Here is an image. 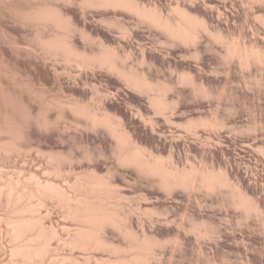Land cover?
I'll list each match as a JSON object with an SVG mask.
<instances>
[{"label": "rangeland", "instance_id": "374dc122", "mask_svg": "<svg viewBox=\"0 0 264 264\" xmlns=\"http://www.w3.org/2000/svg\"><path fill=\"white\" fill-rule=\"evenodd\" d=\"M138 3L157 8L159 13L170 17H175L174 7L182 6L194 16L205 19L211 32L223 33L226 39H238V43L240 40L241 44L247 43L264 52V24L259 19L264 16V0H138ZM83 5L81 0H0V126L6 128V132H0V142L17 137L21 141L14 139V143L27 149L21 157L15 155L7 159L0 155V165L10 170L21 164L46 169L55 165H50L46 159L53 154L74 159L71 164L77 167H72L67 160L69 164L64 162L61 166L68 168H63L66 172L72 167L79 173L83 168V171H94L98 176L102 174L112 179L119 193L132 202L130 206L124 202L126 197H122L125 213L130 215V224L140 233L139 237L146 233L167 243L158 249L161 260L152 264H264V213L263 218L247 215L225 192H192L182 188L167 191L160 188L154 178L140 174L135 168L124 165L122 168L114 155L116 143L109 132L102 126L94 130L64 104L89 105L102 113L109 112L111 117L122 120L139 145L156 156L174 157L180 169H188L192 163L201 170L226 169L234 183L264 212V156L258 151L264 147V70L255 65L243 69L236 59L226 61L223 45L206 34L201 35L196 46L184 45L169 40L164 32L125 10ZM49 7L75 25L70 40L73 37L74 47L78 46L79 51L94 55L100 51L101 42L112 45L125 58L124 65L128 69L141 70L139 72L147 73L154 83L171 86L166 95L171 109L166 114L159 113L148 99L150 94L135 90L104 66L92 64L84 68L75 61L68 63L60 54L48 52L42 43L62 31L52 24H38L34 18ZM184 72L205 87L207 96L182 82ZM58 101L67 107L65 111ZM59 112L66 114L62 113L63 118H60ZM46 114L50 124L43 127L39 119H47ZM212 117L223 123L224 128L195 127L196 130H191L193 133L188 129L192 120ZM10 129L18 130L16 136ZM138 204L141 211L135 210ZM0 207L2 214L4 206ZM50 207L51 221L59 223L63 219L62 209L56 203H50ZM176 220L185 229L175 226ZM195 224L213 233L207 239L198 237L190 229ZM0 225V249L5 248L0 252V264H19L6 251L8 237L4 234V224L0 222ZM106 234L116 245L126 247V240L117 231L108 228ZM177 237L178 245L169 243ZM106 255L109 256L107 253L104 257Z\"/></svg>", "mask_w": 264, "mask_h": 264}, {"label": "bare ground", "instance_id": "6f19581e", "mask_svg": "<svg viewBox=\"0 0 264 264\" xmlns=\"http://www.w3.org/2000/svg\"><path fill=\"white\" fill-rule=\"evenodd\" d=\"M81 1L84 4L83 5L84 7L85 5H87L90 7L93 6V7L105 8V9L107 8L108 9L111 8L115 10L122 9L132 14H135L137 17H139L140 20L146 21L152 26L159 29L160 31L164 32L168 36L169 40L171 39L175 42H180L181 44L184 45H195L196 43H198L200 37H202L201 35L206 34L211 38L215 39L217 43L220 42L223 45L222 47H224V59L226 61H231V60L233 61L234 59H236L238 61L237 63H239L238 64L239 67L241 66V68L243 69H250V67L255 65V66H259L264 70V52H262V50H260L258 47L255 46H248L247 43L241 44L242 42L240 40H239L240 43H238L237 42L238 39L237 40L232 38L226 39L222 35L223 33L218 34L217 32L215 33L211 32L210 29L211 27L209 28L210 25L208 26V23L205 19L199 18L198 16H194L188 11L182 9L181 8L182 6L180 7L177 5V7H174L173 12L175 13V17H170L159 13L156 10L157 8L152 9L151 7L148 8L149 6L148 7L142 6L141 4H139L140 2L138 3V0L137 1L136 0H81ZM45 7L48 8L47 6ZM52 7L55 6L52 5ZM46 8L43 9V11H40L39 13L37 12L38 15L35 14L37 15V18H34L36 17L34 16L33 17L34 20L36 21L37 19L36 22L38 24L45 26L47 24L48 25L52 24L51 26L54 25L53 27H56V29L62 31L60 32L61 34L60 33L57 35L55 34V36H53V38H49L48 41L44 40L45 42L43 43L41 42L42 45H45L44 48L48 52L53 53L55 55L60 54L61 57L65 58L68 61V63L70 61H75L76 64H79V66L84 68L85 67L88 68V66L92 64H99L100 66H104L109 70L117 73L131 87H134L135 90L150 94V98L148 99H150L152 106L159 113L166 114L171 109V103L166 97L167 91L171 90L170 89L171 86L169 87L167 84L164 83H162V85L161 83L160 84L154 83L152 80H150V77L148 76L147 73L139 72L141 70L139 71L134 70L135 68L133 67L128 69V67L124 65L125 58L120 56L118 51L115 50V48L117 47H114L112 45L108 46V44L104 45V43L101 42L102 40L100 41L101 44L98 43L99 40L97 41L100 47V51L97 54L88 55L86 51L85 53L79 51L80 49H78L79 48L78 46L77 49L74 47L76 44L72 42L73 37L70 40L71 33H73V31L75 30L74 29L75 25L70 23L71 22L70 20H67V18L65 19L64 16H62V14L57 12L58 10L56 11L53 8L50 9V7L49 10H47ZM259 19L264 24V16L259 17ZM181 80L183 83L189 84L190 87H192L195 92L204 93L207 96L206 93L207 90L206 91L203 90V88L205 87L203 86L202 88L200 85H198L197 81L194 80L190 74H186L184 72L181 75ZM199 86L201 88H199ZM201 89L203 90V92ZM32 92L34 93V91ZM37 98L39 97L37 96ZM59 103L60 106H63L62 102ZM64 104L68 105L67 107L71 108V110L74 112L76 116L78 117L80 116L79 118L81 119L83 118L88 123H90V125L93 126V128L102 126L109 132V134L115 140L116 143V144L114 143L115 144L114 155L116 156L117 161L122 165V168L123 165L126 167L135 168L140 174L154 178L157 181V184H159L160 188L167 191H172L175 190L176 188H182L184 190L192 191V192L202 191V190L209 193L225 192V194H227L232 199L233 204L237 208L242 209L247 215L254 214L258 217L263 218L262 213L264 212H261L259 208L260 205L256 204L254 202V199L250 198V196L247 195L248 193L245 194L243 192L244 190L242 191V189H240L234 183L235 180L233 181L231 179L230 174H228V172L225 171L226 169L224 170L223 168H221V170L219 171H215V169L213 171H211L212 169L201 170L198 169L196 167L197 165L193 163L192 165H190V168L188 169H186L187 167L184 168L185 166L183 167L184 169H180L179 166L174 163L173 160L174 157L171 158L167 156L168 158L166 157L164 158V156H160V155L156 156L154 155V153L149 152V150L146 149L147 147L144 148L141 145H139L140 143L138 144V142H136L129 134V130L125 128L126 126H124V124L121 122L122 120L119 121L118 120L119 118L118 119L116 118L117 119L116 120L115 118H113V116L111 117V114L109 112L105 111L110 115L105 112L102 113L101 112L102 110L101 111L95 110V108L93 109V107L89 105H88L89 107L88 106L86 107L85 105L82 107L79 103L78 105L80 106H77L76 103H75L76 105L66 104V103ZM69 105L72 106L70 107ZM61 108H63V110L65 111L64 106ZM62 113L64 114V112ZM62 113L60 114L62 116V117L60 116V118H63ZM7 116L8 115H6V117ZM47 117L48 115L45 116V118ZM56 118L58 119L57 116ZM43 119L44 117L42 119H39V121L42 120V122L40 123L44 125L43 127L45 126L47 127L50 121L48 118H47L48 120L47 119L43 120ZM214 119L216 118L212 117V118L200 119L196 122L192 120V122L188 123V126L190 125V127L188 126L187 127L188 129L190 128V131L192 129L196 130L197 127H199V129L202 127L204 129L212 128L216 130L220 129V127L224 128L223 123H220ZM16 123L18 122L16 121ZM149 123L151 124L150 121ZM12 126L10 127L6 126V127L11 128ZM195 127L196 129H194ZM67 128L69 129L70 127ZM5 129L3 127L0 130V132L2 130L6 132ZM11 131H9V134L12 135V133H14L15 130L12 131V133ZM16 131L18 132V130ZM16 131L14 133L15 136H16ZM4 132L2 131L1 133ZM208 132H210V130ZM12 137L14 136L12 135ZM17 139L18 138L16 137L13 138L12 141L8 140V142H6L5 140L6 143L3 142L2 140V142H0V155L3 156L5 155L7 159L14 158L15 155L16 157L24 156L27 153L26 151L27 149H24L23 146L22 148L20 144L18 146L17 142L14 143V141H17ZM20 141L21 139L18 141V143ZM258 151H260L261 154L264 156V147L261 146V148H258ZM47 158H48L47 162L50 165L55 164L53 165V167L50 166V168L47 167L45 169L40 166H30L26 164H21L19 166H16L14 169L10 170L7 168V166L0 165V206H4V211L2 214H0V222L4 224L3 225L4 234L8 237V244L6 247V251L9 254V257L13 261L17 260L20 262L19 264H86V263L88 264L89 263L90 264L91 263L93 264H152L155 261L161 260L159 259L160 255L157 254L158 249L163 248L167 243L160 241L156 237L148 236L146 233L144 234L143 237H139L140 233L137 234L136 232L137 230L135 229L136 230L135 231L130 224V220H129L130 215L128 216L126 215L127 213H125L126 208H124L125 207L124 202L130 204V206L132 205V202L129 201V199L126 196L121 195V193H119L120 192L118 189L119 187L118 188L115 187L116 185L112 183L111 181L112 179L110 180L108 177L107 178L103 177L101 176L102 174L98 176L96 175L97 172L94 173V171L90 172L88 170L87 172L85 171V169L83 171L82 170L83 168L80 169L81 172L79 173L75 172V170H73L72 167L76 165L73 166L71 164L73 163L74 160V159L72 160L71 158L67 160V158L64 159L62 156L60 157V155L57 156L53 154L52 155L49 154V156L46 157V159ZM66 160L72 165V167L70 166L71 169L69 168L70 170H68L67 172L64 170L67 167L65 168L63 167L64 169L61 167L64 164V162L68 163ZM122 197L123 198L126 197L125 199L128 200L126 201L124 199L123 202ZM144 199L146 200V198ZM50 203H56V205H58L63 211V219L59 223L51 221L52 220L51 215L53 213H52V209H50L51 208ZM137 206L138 208H136L135 210L138 211L140 209L139 211H141L142 209L141 207H139L140 204H138ZM128 212L130 213V211ZM131 212H133V210ZM47 220L48 221L50 220V222H47ZM178 221H180V219ZM189 223L191 224V221H189ZM201 225L203 224L201 223ZM175 226H179V224L177 223V225ZM182 226L183 224L181 225V227ZM203 226L205 227V224ZM181 227L179 226L178 228L180 229ZM201 227L202 226H199V224L198 225L195 224L193 225V228L190 229L191 230L193 229V231L196 233L198 237H206L207 239V236H209L213 232ZM108 228L117 231L126 240L127 242L126 247L118 246L115 243H113L112 240L111 241L109 240L106 234V230ZM198 237L196 238L197 240L200 239V238L198 239ZM169 243L178 245L179 238L177 237L175 240L169 241ZM0 250H1L0 252H3L2 249ZM76 251L78 254H79L78 251H81L83 255L80 254L77 255ZM100 253H105V254L108 253L109 256L106 255L104 257L105 254L102 255ZM98 254H100L101 257L100 255L98 256Z\"/></svg>", "mask_w": 264, "mask_h": 264}]
</instances>
